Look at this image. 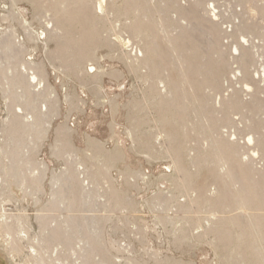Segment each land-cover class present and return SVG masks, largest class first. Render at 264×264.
Returning a JSON list of instances; mask_svg holds the SVG:
<instances>
[{
	"label": "rangeland",
	"instance_id": "obj_1",
	"mask_svg": "<svg viewBox=\"0 0 264 264\" xmlns=\"http://www.w3.org/2000/svg\"><path fill=\"white\" fill-rule=\"evenodd\" d=\"M0 38L37 120L0 168L28 231L10 253L0 226V264L38 241L44 264H264V0H0Z\"/></svg>",
	"mask_w": 264,
	"mask_h": 264
},
{
	"label": "bare ground",
	"instance_id": "obj_2",
	"mask_svg": "<svg viewBox=\"0 0 264 264\" xmlns=\"http://www.w3.org/2000/svg\"><path fill=\"white\" fill-rule=\"evenodd\" d=\"M101 6H102V4H99L100 9L102 8ZM213 16H215V14H213ZM0 40H1L0 41V48L4 47V48H8V50L11 49L12 44H10V45L7 44V42H5V40H2L1 38H0ZM16 42H18V41H16ZM8 50H7V52H8ZM3 51H4V49H3ZM12 57H15V56L11 55V58ZM5 58H7V57H5ZM2 65H0V68L5 70V72L2 75L0 73V77L2 78V80L0 81V89L4 93V96H5L4 98L7 99L8 101H10L9 103L6 104V106L9 108V113L10 114L12 113V114H11V116L9 115V117H7L6 119H4L2 121L3 125H5L7 127V129H6V136L5 137L2 134H0V139H2V137H4V144L3 145H5V147H6V149H4L0 146V153L4 155L3 159L0 160V168L3 167V161L4 160H9L10 162L12 161V159L9 157L10 151L7 150V148L11 150V145H12L13 146L12 149H18V150H19V148L21 149L20 144H22V142H23L22 138H23L24 134L26 133V135H27L28 134L27 132L32 130L37 125V120L35 119V117H33L32 115L29 116V112H28V108H27L29 106H27V104L23 103V99L28 92V86L30 88V83H29V81H26V78L24 76L27 74V73H24V72H27V65H26L25 61L24 62L20 61V69L19 70H17V68L13 67V65H11V64H9L8 66L7 65L2 66ZM32 67H34V66H32ZM32 78L36 79L37 76L33 74ZM28 80H30V79H28ZM12 87L14 88V90H13V93L11 96L9 94V91L12 89ZM35 88L36 87L34 86L33 93L36 92ZM253 139L254 138H252V136H250L248 138V141L249 142L254 141ZM223 147H225V148L227 147V149H228L227 151H225L226 153L224 154L225 155L224 160L226 161L228 159L229 147L227 144H223ZM15 152H17V151H15ZM21 153H23V152L21 151ZM19 155H20V152H19ZM25 156H26V154H25ZM39 169H40V167H39ZM29 173L34 178L38 179L40 176L39 173H41V172H39L36 168H34ZM241 175H242L241 176L242 179H246L245 173H241ZM3 184H4V180H2L0 178V185H3ZM4 210L5 209L3 208L2 209L3 212L1 213L2 220L0 221V226L3 229L2 234L5 237L8 236L7 237L8 239H6V242H7L6 247L9 249V252L12 253L14 251H17V249H18V248L16 249L17 244H19L21 241H23L25 239H28V231L24 228V226L22 225L23 223H21V221H19V219H18V229L14 230L13 225L10 224V220L13 218V216L7 214ZM38 218H40V217H38ZM52 220L55 222L54 219H52ZM51 232L53 234L57 235L59 233L58 227L52 228ZM256 232H257V230H256ZM28 241H30V240H28ZM40 243H41L40 241H38L36 243H30L28 259L32 260L34 262L33 264H44V262H45V260L42 258L41 254L38 252V249H37V247L40 245Z\"/></svg>",
	"mask_w": 264,
	"mask_h": 264
},
{
	"label": "built area",
	"instance_id": "obj_3",
	"mask_svg": "<svg viewBox=\"0 0 264 264\" xmlns=\"http://www.w3.org/2000/svg\"><path fill=\"white\" fill-rule=\"evenodd\" d=\"M27 153V152H26Z\"/></svg>",
	"mask_w": 264,
	"mask_h": 264
}]
</instances>
